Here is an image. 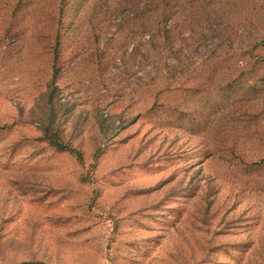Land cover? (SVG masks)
Here are the masks:
<instances>
[{
    "label": "rangeland",
    "instance_id": "374dc122",
    "mask_svg": "<svg viewBox=\"0 0 264 264\" xmlns=\"http://www.w3.org/2000/svg\"><path fill=\"white\" fill-rule=\"evenodd\" d=\"M142 1L0 0V264H264V0Z\"/></svg>",
    "mask_w": 264,
    "mask_h": 264
},
{
    "label": "trees",
    "instance_id": "16d2710c",
    "mask_svg": "<svg viewBox=\"0 0 264 264\" xmlns=\"http://www.w3.org/2000/svg\"><path fill=\"white\" fill-rule=\"evenodd\" d=\"M151 1L153 0H143L142 7L138 8V11L142 15L146 12H150ZM171 0H159L157 5L162 4L163 7H167ZM162 7V8H163ZM157 16L152 17L148 23L143 24L142 27L138 30L140 39H143L142 42L139 41V44L136 46L135 51L140 53L139 59L143 66H147L150 70L147 72L150 75V82H154V80L161 78L164 82H169L174 74L173 67H169V65L164 64L165 57L176 56V61L179 63V66H182V60H179L180 57L183 56V47L182 42L184 39L182 38L181 32L177 31L175 28L180 26L181 20L179 19V23H176L174 31L172 30L171 25L169 24V17H164V10L159 6L156 8ZM159 17V25H154V21ZM140 19L143 17H139ZM180 18V17H179ZM136 19V17H134ZM126 18L123 19V21ZM120 27V26H119ZM60 34L56 33V51L54 49L53 55L56 56V63L58 60V47L60 45L59 41ZM144 38L146 40L144 41ZM257 45H262L264 47V38L257 43ZM158 58H156V57ZM153 57V60H150ZM57 66V65H56ZM181 67H178V71ZM181 73V70L177 73ZM58 74V68H56V76ZM143 86L147 85L146 83L142 84ZM168 89V84H165L164 88L157 90L154 94L159 96L162 94L164 90ZM57 90V88H56ZM153 94V96H154ZM47 133L45 136L46 141L52 147H54L58 151H65L72 154L78 163L82 162L81 154L73 148H70L66 145H63L59 142L57 135H49V132L45 130ZM56 138V140H55ZM21 264H42L39 262H24Z\"/></svg>",
    "mask_w": 264,
    "mask_h": 264
}]
</instances>
